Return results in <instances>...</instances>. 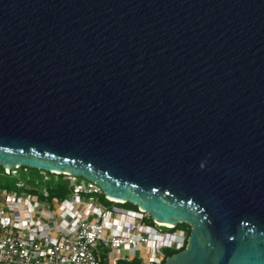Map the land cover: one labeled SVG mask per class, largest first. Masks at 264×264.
I'll use <instances>...</instances> for the list:
<instances>
[{
	"label": "water",
	"instance_id": "water-1",
	"mask_svg": "<svg viewBox=\"0 0 264 264\" xmlns=\"http://www.w3.org/2000/svg\"><path fill=\"white\" fill-rule=\"evenodd\" d=\"M0 165L187 224L162 264H264V0H0Z\"/></svg>",
	"mask_w": 264,
	"mask_h": 264
},
{
	"label": "built area",
	"instance_id": "built-area-1",
	"mask_svg": "<svg viewBox=\"0 0 264 264\" xmlns=\"http://www.w3.org/2000/svg\"><path fill=\"white\" fill-rule=\"evenodd\" d=\"M19 168L3 167L2 173L15 176ZM40 172L42 186L29 188L19 180L12 189L0 187V264H118L134 257L162 264L164 249L184 248L187 227L118 205L123 202L105 196L95 182L69 173L49 172L62 175L66 189L60 198L51 196L56 183L48 186L49 174Z\"/></svg>",
	"mask_w": 264,
	"mask_h": 264
},
{
	"label": "rangeland",
	"instance_id": "rangeland-1",
	"mask_svg": "<svg viewBox=\"0 0 264 264\" xmlns=\"http://www.w3.org/2000/svg\"><path fill=\"white\" fill-rule=\"evenodd\" d=\"M42 170L36 169V168H32V167H24V166H20L19 170H18V174L15 176H11V175H5L2 173L1 167H0V187H5L7 189H12L14 188V184L17 181H22L24 183V185L26 187H35L36 185L42 186V175L41 172ZM46 173L49 174V181H47V185H52L54 183H58L59 185L57 186V188L61 191L62 190V186H64L65 188V183L63 181V177L60 174H52L49 173L47 171H45ZM79 180L84 179L83 177L78 176ZM65 192H54L53 194L60 198L62 196H64L66 194V189H64ZM94 200H97L101 203H105L107 205H110L111 203L107 202L104 200L103 195H94L93 196ZM125 208H130L133 209L135 208V205H132L129 202L124 203L123 205H121ZM145 222L151 223V219H146ZM184 223H179L177 226L178 227H183ZM161 230H165L167 228L164 227H159ZM189 235V234H188ZM164 254L166 256H168L169 254H173L175 253V251L171 250V249H164L163 250ZM123 254H126V252H123Z\"/></svg>",
	"mask_w": 264,
	"mask_h": 264
},
{
	"label": "trees",
	"instance_id": "trees-1",
	"mask_svg": "<svg viewBox=\"0 0 264 264\" xmlns=\"http://www.w3.org/2000/svg\"><path fill=\"white\" fill-rule=\"evenodd\" d=\"M0 167H1V170L3 171V167L0 165ZM59 184L58 183H56L55 185H53L52 187H51V190H50V194H51V196H55L53 193L54 192H65V188H64V186H62L63 188H62V190L60 191L58 188H57V186H58ZM116 204H118V205H123L124 203H116ZM151 223H152V221H151ZM151 223H149V224H151ZM184 226L183 227H187L188 228V232H189V226L187 225V224H183ZM170 255V254H169ZM118 264H146V263H144V262H142L140 259H138V258H136V257H134V258H132V259H130V260H128V261H125V260H122V261H120Z\"/></svg>",
	"mask_w": 264,
	"mask_h": 264
},
{
	"label": "bare ground",
	"instance_id": "bare-ground-1",
	"mask_svg": "<svg viewBox=\"0 0 264 264\" xmlns=\"http://www.w3.org/2000/svg\"><path fill=\"white\" fill-rule=\"evenodd\" d=\"M114 199V198H113Z\"/></svg>",
	"mask_w": 264,
	"mask_h": 264
}]
</instances>
